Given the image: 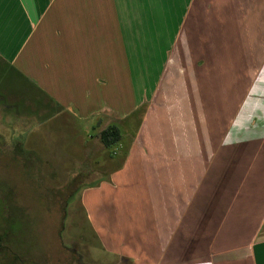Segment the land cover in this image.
I'll list each match as a JSON object with an SVG mask.
<instances>
[{
	"label": "crops",
	"instance_id": "0c3cea01",
	"mask_svg": "<svg viewBox=\"0 0 264 264\" xmlns=\"http://www.w3.org/2000/svg\"><path fill=\"white\" fill-rule=\"evenodd\" d=\"M124 73L139 108L165 79L180 81L210 132L199 181L153 264H264V0H0V120H95L86 150L102 152L99 133L114 120L103 89ZM204 83L216 90L194 95ZM178 132L174 150L179 136L188 145Z\"/></svg>",
	"mask_w": 264,
	"mask_h": 264
},
{
	"label": "rangeland",
	"instance_id": "374dc122",
	"mask_svg": "<svg viewBox=\"0 0 264 264\" xmlns=\"http://www.w3.org/2000/svg\"><path fill=\"white\" fill-rule=\"evenodd\" d=\"M125 77L103 89L122 139L102 152L86 150L95 120H0V264H153L199 181L210 132L180 81L165 79L155 102L139 108ZM213 90L204 83L193 93ZM98 119L103 126L105 114ZM172 130L188 134V145L179 136L170 147Z\"/></svg>",
	"mask_w": 264,
	"mask_h": 264
},
{
	"label": "trees",
	"instance_id": "16d2710c",
	"mask_svg": "<svg viewBox=\"0 0 264 264\" xmlns=\"http://www.w3.org/2000/svg\"><path fill=\"white\" fill-rule=\"evenodd\" d=\"M99 139L105 148H109L122 139V133L117 125H108L100 131Z\"/></svg>",
	"mask_w": 264,
	"mask_h": 264
}]
</instances>
